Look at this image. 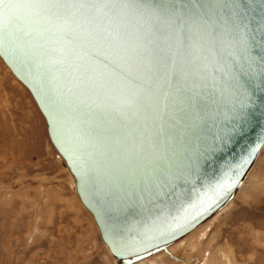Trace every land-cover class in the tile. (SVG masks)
<instances>
[{"label":"water","instance_id":"obj_1","mask_svg":"<svg viewBox=\"0 0 264 264\" xmlns=\"http://www.w3.org/2000/svg\"><path fill=\"white\" fill-rule=\"evenodd\" d=\"M202 2L207 4L209 0ZM239 3L240 6L231 5L238 8L231 16L228 8L216 5L220 11L209 20L218 24L223 23V18L235 20L237 39L246 41L252 71L241 82L252 101L247 110L249 124L245 135L233 136L227 148L211 154L210 162L206 149L218 144V137L226 130L225 116L235 103L230 97H224L219 111L212 105L197 120L194 131L188 119L182 123L170 121L166 136L157 140L158 126L152 127L149 122L145 131L144 122L133 118L127 129L121 127L101 143L87 134L92 125L84 116L87 109L81 103L83 97L78 98L77 89L68 90L73 87L69 76L72 69L68 64L56 63L60 58L58 52L52 51L58 47L52 42L56 37H38L24 11L13 24L0 17V56L30 90L46 120L51 142L75 179L78 196L93 215L118 264H134L167 249L211 218L234 197L264 147V0ZM117 22L130 31H143L152 24L138 14H129ZM235 51L239 54L241 50L237 47ZM229 62L232 70L239 73V56L229 58ZM243 63L247 65L249 61ZM214 76L218 83H228L225 73L214 71ZM125 132H131L137 143L149 136L157 141L152 148L147 139L144 144L146 153L155 150L166 154L155 174L137 172L134 178H127L136 165Z\"/></svg>","mask_w":264,"mask_h":264},{"label":"snow or ice","instance_id":"obj_2","mask_svg":"<svg viewBox=\"0 0 264 264\" xmlns=\"http://www.w3.org/2000/svg\"><path fill=\"white\" fill-rule=\"evenodd\" d=\"M221 4L230 16L238 12L231 5L240 6L239 0L207 4L202 0H0V17L13 24L24 11L38 37H56L52 41L58 45L52 51L60 54L56 63L72 69L73 87L68 90L77 89L78 98L83 97L84 116L92 125L87 134L101 143L121 127L127 129L133 118L144 122L145 131L149 122L158 126L157 140L166 136L170 121L188 119L194 131L212 105L219 111L224 97H230L235 103L226 113V130L218 144L206 149L210 162L211 154L227 148L233 136L246 134L247 110L252 106L241 82L252 71L246 41L237 39L235 20L223 18L222 24L209 20ZM129 14L146 16L152 24L143 31H130L117 22ZM238 56L241 66L236 73L229 58ZM214 71L225 73L228 83H218ZM261 72L264 75V69ZM124 134L131 141L130 156L136 165L127 178L137 172L155 174L166 154L146 153L144 144L147 139L152 148L157 141L149 136L137 143L131 132Z\"/></svg>","mask_w":264,"mask_h":264},{"label":"rangeland","instance_id":"obj_3","mask_svg":"<svg viewBox=\"0 0 264 264\" xmlns=\"http://www.w3.org/2000/svg\"><path fill=\"white\" fill-rule=\"evenodd\" d=\"M0 264H118L31 92L1 57ZM134 264H264V147L230 202Z\"/></svg>","mask_w":264,"mask_h":264},{"label":"bare ground","instance_id":"obj_4","mask_svg":"<svg viewBox=\"0 0 264 264\" xmlns=\"http://www.w3.org/2000/svg\"><path fill=\"white\" fill-rule=\"evenodd\" d=\"M0 57H1V56H0ZM1 58H2V57H1ZM2 59H3V58H2ZM3 61H4V60H3ZM4 62H5V61H4ZM6 65H7V63H6ZM7 66H8V65H7ZM8 67H9V66H8ZM9 69H10V67H9ZM10 70H11V69H10ZM11 71H12V70H11ZM12 73H13V72H12ZM13 74H14V73H13ZM14 75H15V74H14ZM15 76H16V75H15ZM18 79H19V78H18ZM19 80H20V79H19ZM20 81H21V80H20ZM21 82H22V81H21ZM22 83H23V82H22ZM23 84H24V83H23ZM24 85H25V84H24ZM25 86H26V85H25ZM26 87H27V86H26ZM29 91H30V90H29ZM256 159H257V158H256ZM69 171H70V170H69ZM71 174H72V173H71ZM243 181H244V180H243ZM241 183H242V182H241ZM239 187H240V186H239ZM238 189H239V188H238ZM237 191H238V190H237ZM236 193H237V192H236ZM77 194H78V193H77ZM235 195H236V194H235ZM79 198H80V197H79ZM232 199H233V198H232ZM232 199H230L228 202H230ZM80 200H81V199H80ZM228 202H227V203H228ZM82 203H83V202H82ZM227 203H226V204H227ZM226 204H225V205H226ZM83 205H84V204H83ZM225 205H224V206H225ZM84 206H85V205H84ZM224 206H223V207H224ZM223 207H222V208H223ZM222 208H221V209H222ZM221 209H220V210H221ZM220 210H218V211H220ZM218 211H217V212H218ZM217 212H216V213H217ZM203 223H204V222H203ZM201 224H202V223H201ZM201 224H200V225H201ZM97 226H98V225H97ZM198 226H199V225H198ZM198 226H197V227H198ZM197 227H195V228H197ZM195 228H194V229H195ZM194 229H193V230H194ZM191 231H192V230H191ZM191 231H190V232H191ZM190 232H188V233H190ZM188 233H186L185 235H187ZM185 235L182 236L181 238H179L178 240H175L173 243H171V244L167 247V249H162L161 251H163V250H164V251H167L168 248H169L171 245H173L175 242L181 240L183 237H185ZM105 244H106V243H105ZM108 248H109V247H108ZM109 250H110V249H109ZM161 251H159V252H161ZM110 252H111V251H110ZM159 252H157V253H159ZM111 253H112V252H111ZM157 253H155V254H157ZM155 254H152V255H155ZM112 255H113V253H112ZM152 255H150V256H152ZM150 256H148V257H150ZM114 257H115V256H114ZM148 257H145V258H148ZM145 258H144V259H145ZM142 260H143V259H142Z\"/></svg>","mask_w":264,"mask_h":264}]
</instances>
